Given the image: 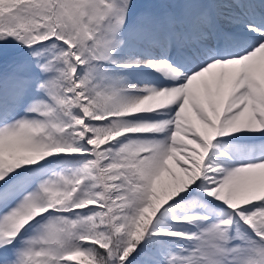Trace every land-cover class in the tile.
Segmentation results:
<instances>
[{"label": "snow or ice", "instance_id": "6c2138e0", "mask_svg": "<svg viewBox=\"0 0 264 264\" xmlns=\"http://www.w3.org/2000/svg\"><path fill=\"white\" fill-rule=\"evenodd\" d=\"M0 264H264V0H0Z\"/></svg>", "mask_w": 264, "mask_h": 264}]
</instances>
